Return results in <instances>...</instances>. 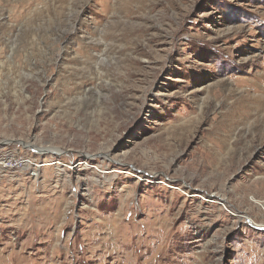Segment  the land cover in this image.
<instances>
[{
  "label": "rangeland",
  "instance_id": "rangeland-1",
  "mask_svg": "<svg viewBox=\"0 0 264 264\" xmlns=\"http://www.w3.org/2000/svg\"><path fill=\"white\" fill-rule=\"evenodd\" d=\"M262 204L264 0H0V264H264Z\"/></svg>",
  "mask_w": 264,
  "mask_h": 264
},
{
  "label": "bare ground",
  "instance_id": "bare-ground-1",
  "mask_svg": "<svg viewBox=\"0 0 264 264\" xmlns=\"http://www.w3.org/2000/svg\"><path fill=\"white\" fill-rule=\"evenodd\" d=\"M37 152H39V153H46L48 150H46V149H37L36 150ZM79 164L80 165H84V166H88V162H86V161H81V162H79ZM33 164L29 161V163H26V165H25V167H27V168H29V167H31ZM51 165H56V163H46V164H43L42 166H36L37 168H40V167H46V166H51ZM34 166V165H33ZM102 172H105V171H102ZM113 173V172H112ZM192 196H194V197H200L198 194H193ZM214 197H215V199H214V201L213 202H223V200L220 198V197H217V195H214ZM213 200V199H212ZM262 209H264V204H262L261 206H260ZM257 226H262L261 224H256Z\"/></svg>",
  "mask_w": 264,
  "mask_h": 264
},
{
  "label": "built area",
  "instance_id": "built-area-1",
  "mask_svg": "<svg viewBox=\"0 0 264 264\" xmlns=\"http://www.w3.org/2000/svg\"><path fill=\"white\" fill-rule=\"evenodd\" d=\"M4 163H2V165H4V167H11V165H14V166H25L26 163H29V160L26 161L25 159H18V160H15V159H6L3 161Z\"/></svg>",
  "mask_w": 264,
  "mask_h": 264
}]
</instances>
